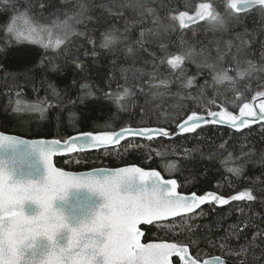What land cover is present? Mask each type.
I'll return each instance as SVG.
<instances>
[{
  "label": "trees",
  "instance_id": "16d2710c",
  "mask_svg": "<svg viewBox=\"0 0 264 264\" xmlns=\"http://www.w3.org/2000/svg\"><path fill=\"white\" fill-rule=\"evenodd\" d=\"M41 2H0V130L6 133L65 140L75 134L117 131L124 127H163L170 131L185 115L181 107L195 110L199 105L200 113L205 115V109L219 110L211 104L213 99L216 105L223 104L238 114L232 93L225 85L213 84L211 70L203 66L205 58L218 69L228 68L229 75L235 76L232 57L236 46L241 44L239 36L246 41L239 59L251 60L258 67L264 65V14L259 7L240 14L238 20L228 18L222 29L201 21L189 30L146 37L141 47L137 43L141 31L154 26L147 15L139 22L143 11L140 5L155 9L161 22L167 24L170 10H188L191 14L202 2H212L224 14V0H47L43 10L39 8ZM80 5L86 9L83 17L75 15ZM30 7L40 24L63 20L64 14L73 17L70 21L73 34L61 49L17 43L7 37L12 17ZM77 19L81 22L76 23ZM111 30L120 39L109 48H102L101 34ZM81 32L85 36H80ZM87 37L95 43H88ZM229 41L233 45L230 50ZM128 47L133 49L131 53ZM189 49L193 55L185 60L182 72L166 63L172 55L184 54ZM190 77L195 78L193 85L182 87ZM162 79L169 81L167 88L156 87ZM244 85L252 89L249 97L264 90V72L253 73L240 82L241 88ZM201 86H205L203 95ZM125 87L131 95L118 104L115 95ZM158 92L163 95L157 96ZM189 96L194 99H188ZM18 98L28 104H39L45 111L14 112ZM55 163L72 171L130 164L158 169L164 177L176 178L179 190L184 193L213 191L228 197L250 189L256 197L254 201H232L223 206L208 204L195 218L187 216L144 227V241L192 240L196 244L191 246V252L194 256L199 253L201 259L221 256L236 262L264 264V239H257V247L248 253L235 254L256 232L264 231V122L240 131L203 124L195 133H175L151 141L130 138L115 148L57 157ZM171 164L175 168H169ZM234 167L242 169L239 176L228 171ZM245 224L248 227L243 232L237 230L227 241L221 240L229 226L244 228ZM219 243H226L227 247L222 250Z\"/></svg>",
  "mask_w": 264,
  "mask_h": 264
},
{
  "label": "snow or ice",
  "instance_id": "6c2138e0",
  "mask_svg": "<svg viewBox=\"0 0 264 264\" xmlns=\"http://www.w3.org/2000/svg\"><path fill=\"white\" fill-rule=\"evenodd\" d=\"M0 2L9 4L12 0ZM46 2L42 0L39 4L41 10L45 9ZM254 6H258L264 14V0H224V14L217 11L212 2H202L192 9L191 14L188 10H170L166 17L168 23L164 24L155 9L140 5L143 11L139 22L142 23L147 15L152 18L154 27L141 31L137 43L143 47L146 37L189 30L200 21L222 29L228 18L238 20L240 14L249 12ZM85 11V7L80 5V11L75 15L83 17ZM64 15L66 18L63 20L40 24L30 7L19 16L12 17L6 29L7 37L17 43L28 42L45 49H61L74 31L70 23L73 17ZM20 18L25 19L26 27L17 26L16 21ZM75 22L80 23L81 20ZM79 35L85 36V33ZM101 35L102 48H109L120 39L114 30ZM87 39L88 43H95L91 37ZM237 39L241 40V44L236 46V54L232 57L236 65L235 76L229 75L228 68L218 69L215 64L208 63L207 58L203 66L211 70L214 85H225L232 93L238 114L229 111L223 104L216 105L215 99L211 104L219 110L205 109L206 115L200 113L199 105L195 110L181 107L180 111L185 115L176 123L180 133H195L203 124L227 125L240 131L254 123L264 122V90L255 91L249 97L252 89L248 85L240 87V82L253 73L264 72V65L258 67L251 60L242 62L239 54L246 41L239 36ZM232 47L229 41V50ZM132 51L128 47V52ZM192 55L189 49L184 54L172 55L166 63L173 70L180 69L182 72V65ZM223 55L221 53L220 59ZM241 63L247 66L241 67ZM194 80V77L187 78L182 87H191ZM168 83V80L162 79L156 87L167 88ZM205 86H201V95ZM129 95L131 93L125 87L122 93L115 95V102L119 104ZM188 99L194 98L189 96ZM13 111H39L43 114L45 109L18 98ZM130 136L151 141L154 137H168L170 133L163 127H124L119 131L80 133L64 141L54 139L30 143L0 132V264H174V257L178 258L176 264H226L221 256L205 259H201L199 253L193 256L190 248L196 241L192 240L188 243H141L143 233L138 226L160 224L172 217L184 219L185 214L195 218L198 215L196 210L204 204L223 206L232 201L251 202L256 197L250 189L228 197L213 191L185 195L177 191L176 179H165L157 170L146 171L129 166L115 170L96 169L77 175L53 166L52 157L58 152L70 155L86 149H99L119 144ZM168 167L175 168V164ZM228 171L239 176L242 169L234 167L228 168ZM74 191L87 192L88 198H78L76 203L70 204ZM247 227V224L244 228L231 225L221 240L227 241L237 230L243 232ZM257 239H264V231L256 232L235 254L242 255L257 247ZM219 247L223 250L227 245L219 243Z\"/></svg>",
  "mask_w": 264,
  "mask_h": 264
},
{
  "label": "water",
  "instance_id": "95a60500",
  "mask_svg": "<svg viewBox=\"0 0 264 264\" xmlns=\"http://www.w3.org/2000/svg\"><path fill=\"white\" fill-rule=\"evenodd\" d=\"M255 7V6H254ZM253 7V8H254ZM206 115V114H205ZM210 119V118H209ZM260 123H263V122H260ZM255 124H259V123H254V124H252V125H255ZM216 125H218V126H220V127H227V128H230L229 126H227V125H220V124H216ZM132 128H141V127H132ZM153 128H157V127H153ZM231 130H233V131H237V130H235V129H232V128H230ZM120 130V129H119ZM119 130H117V131H119ZM0 132H3L2 130H0ZM5 135H12V136H16V137H18V138H20V139H22V140H26V141H28V142H39V141H51V140H60V139H57V138H26V137H22V136H19V135H15V134H10V133H6V132H3ZM169 133H170V135L171 134H175V133H178V134H181L180 132H179V130L175 127L174 129H172V130H170L169 131ZM95 134V133H94ZM77 135H79V134H75V135H72V136H77ZM71 136V137H72ZM130 138H139V137H126L124 140H126V139H130ZM157 138H159V137H157ZM144 139V138H143ZM60 141H64V140H60ZM123 140H121L120 141V143L122 142ZM119 143V144H120ZM119 144H114V145H109V146H106V147H101V148H99V149H86V150H84V151H81V152H89V151H96V150H101V149H109V148H115V147H117ZM72 154H75V153H72ZM72 154H70V155H72ZM64 156H68V155H66V154H63L62 152H58V153H56L53 157H52V162H53V166L55 167V168H57V169H60V170H62V171H67V172H72V173H74V174H77V175H83V174H87L88 172H91V171H94V170H96V169H106V170H115V169H118V168H123V167H129V166H137V167H141V166H138V165H135V164H130V165H126V166H121V167H117V168H109V167H99V168H94V169H91V170H86V171H72V170H65V169H62V168H60V167H58L57 165H56V163H55V160H56V158L57 157H64ZM27 166L25 165V168H26ZM141 168H143L144 170H146V171H150V170H157V171H159L158 169H150V168H144V167H141ZM41 170H43L42 169V166H41ZM162 174V173H161ZM162 176H163V174H162ZM164 177V176H163ZM165 179H169V178H172V177H164ZM174 179H176V178H174ZM177 180V179H176ZM178 182V181H177ZM177 191L179 192V193H181V194H185V195H187V194H191V193H184V192H181L180 190H179V183H178V189H177ZM198 195H202V194H198ZM78 198H79V200H86L87 198H88V194H87V192H73L72 194H71V196H70V204H74V203H76L77 201H78ZM206 205H208V204H204V205H202L201 206V208H203V207H205ZM218 206V205H217ZM200 208V209H201ZM200 209H197L196 210V213L200 210ZM187 216V214H185V216L184 217H186ZM178 218H181V217H172V218H169L168 220H166V221H164V222H167V221H171V220H174V219H178ZM153 224H155V223H153ZM152 224V225H153ZM148 226H151V225H146V224H141V225H139L138 227L140 228V230L142 231V233H143V235L141 236V243H144V244H147V243H164V242H174V241H168V240H150V241H144V236H145V233H146V231H145V229H144V227H148ZM190 251H191V248H190ZM191 254H192V252H191ZM193 255V254H192ZM194 256V255H193ZM213 257V256H212ZM208 258H211V257H208ZM222 259H224L225 261H226V264H242V262H243V264H247L245 261H240V262H236V261H233V260H227L226 258H224V257H221ZM174 259H178V258H173V262H174ZM174 264H176V263H174Z\"/></svg>",
  "mask_w": 264,
  "mask_h": 264
},
{
  "label": "rangeland",
  "instance_id": "374dc122",
  "mask_svg": "<svg viewBox=\"0 0 264 264\" xmlns=\"http://www.w3.org/2000/svg\"><path fill=\"white\" fill-rule=\"evenodd\" d=\"M16 24H17V26H19V27H21V28L26 27V25H25V19H24V18H20V19H18V20L16 21Z\"/></svg>",
  "mask_w": 264,
  "mask_h": 264
},
{
  "label": "flooded vegetation",
  "instance_id": "af4514ba",
  "mask_svg": "<svg viewBox=\"0 0 264 264\" xmlns=\"http://www.w3.org/2000/svg\"><path fill=\"white\" fill-rule=\"evenodd\" d=\"M257 8H258V6H255L254 8L250 9L249 12H252L253 10H255V9H257ZM249 12H247V13H249Z\"/></svg>",
  "mask_w": 264,
  "mask_h": 264
}]
</instances>
